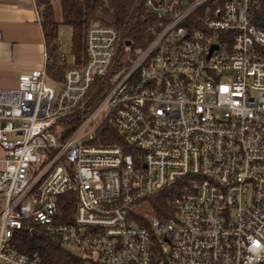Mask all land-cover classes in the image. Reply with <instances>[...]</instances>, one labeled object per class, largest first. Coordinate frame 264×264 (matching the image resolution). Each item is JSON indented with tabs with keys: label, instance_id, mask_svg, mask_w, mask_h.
I'll use <instances>...</instances> for the list:
<instances>
[{
	"label": "built area",
	"instance_id": "built-area-1",
	"mask_svg": "<svg viewBox=\"0 0 264 264\" xmlns=\"http://www.w3.org/2000/svg\"><path fill=\"white\" fill-rule=\"evenodd\" d=\"M146 5V46L93 24L62 83L46 51L0 88V264H42L11 244L26 220L89 264H264V0ZM104 77L107 93L60 139L53 126ZM111 127L120 141L102 142Z\"/></svg>",
	"mask_w": 264,
	"mask_h": 264
},
{
	"label": "trees",
	"instance_id": "trees-1",
	"mask_svg": "<svg viewBox=\"0 0 264 264\" xmlns=\"http://www.w3.org/2000/svg\"><path fill=\"white\" fill-rule=\"evenodd\" d=\"M42 28L44 31L46 51L49 59L46 63L48 81L62 83L67 69L79 66L85 58L84 42L86 31L90 25L102 24L114 27L120 37L121 45L130 40L133 47L146 46L153 37L152 28L157 18L146 5L147 0H58L60 6V21L54 17L55 0H35ZM59 24H68L72 30L73 61L69 62L63 51L59 36ZM121 53V52H120ZM110 88L108 77L98 78L92 85L83 107L74 109L66 117H61L58 124L61 128L60 139L68 137L94 109ZM120 133L115 128H108L102 142H119ZM167 196L157 198L155 202L160 214L161 208L167 207ZM74 201L65 205L62 199L59 202V214L68 212L67 218L72 220L75 209ZM13 247L21 252L34 253L40 256L42 264H89L84 257L77 256L68 250L61 238L49 231L46 227L26 220L22 229L16 231L11 239Z\"/></svg>",
	"mask_w": 264,
	"mask_h": 264
},
{
	"label": "crops",
	"instance_id": "crops-1",
	"mask_svg": "<svg viewBox=\"0 0 264 264\" xmlns=\"http://www.w3.org/2000/svg\"><path fill=\"white\" fill-rule=\"evenodd\" d=\"M35 0H0V88H14L26 70L45 65L46 44ZM5 152L0 146V169Z\"/></svg>",
	"mask_w": 264,
	"mask_h": 264
},
{
	"label": "rangeland",
	"instance_id": "rangeland-1",
	"mask_svg": "<svg viewBox=\"0 0 264 264\" xmlns=\"http://www.w3.org/2000/svg\"><path fill=\"white\" fill-rule=\"evenodd\" d=\"M53 4H54V11H55L54 17L60 21V19H61V13H60L59 1L58 0H55ZM59 36H60L61 41H62L63 51L65 52V54H66V56L68 58V61L69 62H72L73 61V54H72V48L71 47H72V40L73 39H72V30H71V27L68 24H59ZM99 119H100V117H98L95 120V123ZM92 127H93V125L90 126L88 128V130L92 129ZM74 196H75L74 194H70L69 196L68 195H65L64 198L65 199H68V198H73ZM4 202H5L4 196H0V211L2 210L3 206H5L4 205ZM68 250H70V249H68Z\"/></svg>",
	"mask_w": 264,
	"mask_h": 264
},
{
	"label": "water",
	"instance_id": "water-1",
	"mask_svg": "<svg viewBox=\"0 0 264 264\" xmlns=\"http://www.w3.org/2000/svg\"><path fill=\"white\" fill-rule=\"evenodd\" d=\"M130 43H131V41H130V40H127V41H126V44H127V45H129Z\"/></svg>",
	"mask_w": 264,
	"mask_h": 264
}]
</instances>
